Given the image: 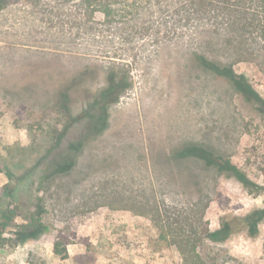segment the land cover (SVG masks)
<instances>
[{"label":"rangeland","instance_id":"374dc122","mask_svg":"<svg viewBox=\"0 0 264 264\" xmlns=\"http://www.w3.org/2000/svg\"><path fill=\"white\" fill-rule=\"evenodd\" d=\"M263 31L264 0H4L0 210L10 201L4 191L18 187L14 223H24L33 175L17 181L50 148L46 135L79 116L86 96L108 87V73L128 86L74 168L36 192L45 233L4 248L0 264H184L181 239L208 245L199 253L214 264H264V223L222 242L206 233L264 207V114L195 62L201 56L232 68L264 99ZM79 74L58 110L60 88ZM187 145L229 159L250 186L194 160L172 162ZM57 241L66 260L53 253Z\"/></svg>","mask_w":264,"mask_h":264},{"label":"trees","instance_id":"16d2710c","mask_svg":"<svg viewBox=\"0 0 264 264\" xmlns=\"http://www.w3.org/2000/svg\"><path fill=\"white\" fill-rule=\"evenodd\" d=\"M3 6L4 0H0V9ZM101 12L104 15L109 14L106 9H102ZM262 40L264 41V31ZM195 62L213 75L225 79L247 104L258 113L264 114V99L251 86L245 76L237 75L232 68L213 63L201 56L197 57ZM82 76L83 74H79L77 78L69 81L68 85L66 84L60 88L56 103L58 110L63 108V105L70 100L68 94ZM107 84L108 87L100 90L97 95L91 97L86 96L87 103L84 105L85 107L83 106L85 109L79 116L72 117L68 115L65 117V124L61 131L52 128L50 136L46 135L51 141L50 148L46 150L37 167L35 166L30 171H26L24 176L17 181L19 183L27 182L28 178L33 175V179L29 181L27 188L24 189L28 197L25 198L27 205H24L25 207L20 210L21 212H25L23 224L18 225L14 223V219L18 216L17 211L20 208V201L22 200L19 194L21 191H17L18 187L9 189L6 187L7 189L4 191V194L10 201L3 203L0 210V253L4 248H18L28 242L36 241L45 233L46 225L43 221L45 207L43 200L36 195V192H39V189L46 185L49 179L72 170L85 146L100 137L106 130L109 120V106L118 100L120 92L128 86L124 76L118 81L114 73H108ZM73 92L79 93L81 90L79 91L76 88V91ZM74 125H78L79 128L68 134L67 131ZM170 159L176 163L185 162L189 159L194 160L205 169L212 170L226 178H234L243 185L250 186L244 173L229 159L198 145L183 146L179 151L172 153ZM0 172L3 171L0 170ZM6 175L8 179L13 178L9 171L6 172ZM262 190L264 191V188ZM12 204H15V206L12 207ZM263 223L264 207L255 209L243 217H233L229 221H223L217 233L213 234L206 231V233L208 232L207 239L212 242H222L228 236L240 230H246V232L252 234ZM8 228H13L12 232L9 233L12 236L6 238L4 231ZM182 229L183 227H180V233L178 235L180 237H186ZM179 242L180 245L176 243L175 246H177L182 254L185 253L188 255V258L184 257V255L182 257L184 264L218 263L215 257L207 260L200 256L199 252L203 249L211 251L208 245L202 242L196 244L195 241L192 242L183 239ZM30 252L33 255L32 251ZM53 253L61 260H66L68 257L66 248L62 247L60 241L54 243ZM192 260L194 262L191 263Z\"/></svg>","mask_w":264,"mask_h":264}]
</instances>
